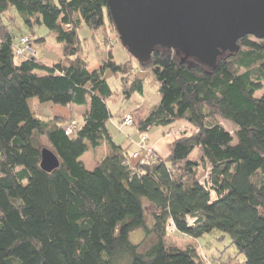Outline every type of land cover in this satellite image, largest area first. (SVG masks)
<instances>
[{
	"label": "trees",
	"instance_id": "trees-1",
	"mask_svg": "<svg viewBox=\"0 0 264 264\" xmlns=\"http://www.w3.org/2000/svg\"><path fill=\"white\" fill-rule=\"evenodd\" d=\"M13 12L29 28H60L61 57L16 56L21 37L31 46L45 38L20 34L15 41ZM107 25L126 49L106 0H0V264H207L196 247L167 244L169 221L193 238L219 230L243 264H264V39L239 38L238 51L219 57L213 69L172 49L136 60L159 93L136 117L137 134L184 124L167 156L152 150L140 162L108 127L113 91L106 72L119 78L124 99L143 92V79L131 63L114 60ZM83 27L97 48L96 67L88 38L79 36ZM30 98L85 110L67 134L68 120L38 117ZM102 141L110 153L87 169L80 157ZM44 147L59 160L51 172L40 167ZM135 229L144 230L137 244L129 239Z\"/></svg>",
	"mask_w": 264,
	"mask_h": 264
},
{
	"label": "water",
	"instance_id": "water-1",
	"mask_svg": "<svg viewBox=\"0 0 264 264\" xmlns=\"http://www.w3.org/2000/svg\"><path fill=\"white\" fill-rule=\"evenodd\" d=\"M121 44L139 62L157 49H172L182 60L213 69L217 59L238 51V39H264V0H106ZM40 167H59L42 148Z\"/></svg>",
	"mask_w": 264,
	"mask_h": 264
},
{
	"label": "rangeland",
	"instance_id": "rangeland-1",
	"mask_svg": "<svg viewBox=\"0 0 264 264\" xmlns=\"http://www.w3.org/2000/svg\"><path fill=\"white\" fill-rule=\"evenodd\" d=\"M13 17L14 21H11V23H9V27L15 36V41L18 39V36L20 34L29 35L34 40L37 37H44L45 44L40 46L34 41L33 46H31L32 49H34V51L36 52L37 57L42 56L48 62L56 61L57 58L61 57V45L55 40V35L58 34L60 28L49 30L44 25H34L32 28H29L21 22L18 15L14 12ZM106 30L110 35L109 39L111 43L109 48L112 51L114 60L118 64L127 62L131 63L135 68V73L143 79V92L134 93L129 99H124L119 89V78H116V76H114L109 71L105 74V78L107 79V82L113 91L112 96L107 101L110 112L113 114V117L108 121V127L115 138H122L126 140L127 136H130V138L134 139V137L136 136L134 128L136 117L138 115L142 116L149 108L154 106L159 101V93L157 90L158 83L153 80L149 70H141L136 67V59L132 57L130 53H128L127 50L120 45L118 40H115L116 36L113 32L112 26L107 25ZM79 36L81 38H88V41L90 43L88 42L86 49L90 51L91 55L95 56V54H97V48L92 43V37L88 28L83 27L81 30H79ZM94 37L98 43L100 39L102 40L100 32L96 33ZM262 93L263 91L260 90L257 91L255 95L260 96ZM29 105L31 109L35 112V114L42 119H47L54 116V114H57L58 109H60V107H63L61 105H53L46 102H39L37 98H30ZM72 107L74 109H72L71 115L69 118H66V121L68 120L67 123L69 121H74L79 124V121L81 120V113L84 112L85 107L74 105ZM126 113H130L133 118V125L131 126L120 125V122L122 121V118ZM63 118L65 119V117ZM224 125L227 130L232 131L233 128L231 125H228L225 122ZM182 126H184L182 122H177L168 127H163L165 128L164 130L170 131H166L167 133H165V135H169L166 138V141L170 142L175 137H177L182 128H184ZM152 131H154V133L155 131L160 132V129H158L157 127H153ZM155 134H157V132ZM148 142L149 141L147 136L146 144L149 146ZM139 143L140 142H138V148L140 145ZM101 154L102 153L99 152V150H93L92 148H89L80 159L85 163L86 168L89 169L93 168V160L99 158ZM196 156L197 150H194L191 154V157L196 158ZM144 202L145 212L147 213L146 219L151 221L149 212L152 210V207L149 206L150 204L148 205V202ZM169 230V235L166 238V242L168 245L177 248H185L187 246L196 247L207 259V264H243L244 256L237 252L235 246L231 243L230 237L227 234H223L219 230H212L211 232L205 233L198 238H193L187 235L177 233L174 227L169 228ZM143 236L144 230L135 229L130 232L129 239L132 243L137 244L141 241Z\"/></svg>",
	"mask_w": 264,
	"mask_h": 264
},
{
	"label": "crops",
	"instance_id": "crops-1",
	"mask_svg": "<svg viewBox=\"0 0 264 264\" xmlns=\"http://www.w3.org/2000/svg\"><path fill=\"white\" fill-rule=\"evenodd\" d=\"M97 65H98V60L94 56V57H92V59L90 61V66L91 67H96ZM72 106L73 105H67V106L60 107V109H58L57 114H54V116H63V117H65V119L67 117L69 118L70 115H71L72 109H74ZM54 116H52V117H54ZM134 128H135V133H136V136L134 137V139L130 138V136H127L126 140L122 139V138H120V139L119 138H115L113 136L112 132L110 131L113 141L116 144L120 145L122 147V149L126 153H128L129 155L132 154V152L138 150V142H139L138 138L139 137H138V134H137L135 126H134ZM157 128L160 129V132L155 131V133L157 132V134H155L154 131H152L153 128L149 129L148 132L146 133L147 136H148V141H149L148 143H149V146L152 148V150L159 157H165L169 153L170 144H171V141L170 142L166 141V138L169 135H165L166 131H169V130H164L165 128H163V127H157ZM164 147H165V149H164ZM92 149L93 150H99V152L102 153L99 158H96V159L93 160L92 167L94 168L107 154L110 153V148H109L108 144L105 141H102V143L98 147L92 148ZM162 154H163V156H162ZM84 165H85V163H84ZM89 169H92V168H89Z\"/></svg>",
	"mask_w": 264,
	"mask_h": 264
},
{
	"label": "built area",
	"instance_id": "built-area-1",
	"mask_svg": "<svg viewBox=\"0 0 264 264\" xmlns=\"http://www.w3.org/2000/svg\"><path fill=\"white\" fill-rule=\"evenodd\" d=\"M14 52L15 55L18 57H24L26 55H36V52L34 51V49H32L31 45H29L28 43V39L26 37H21L19 39V41L15 44L14 46ZM122 126H131L133 125V118L130 115V113H126L123 118L122 121L120 122ZM78 126V123L74 122V121H69L66 126H65V132L67 134H72L76 128ZM139 148L138 150L134 151L132 153V158L134 159H139L140 162H143L144 160H147L149 158L152 157L151 153H152V149L146 144V140H147V134L146 133H139ZM193 221V219H190V223ZM167 228L169 230V228H173V224L172 222L169 221V223L167 224ZM167 230V231H168ZM171 231V230H169Z\"/></svg>",
	"mask_w": 264,
	"mask_h": 264
}]
</instances>
